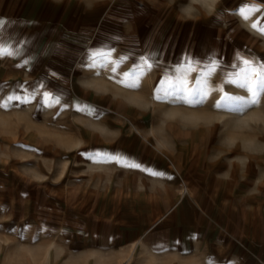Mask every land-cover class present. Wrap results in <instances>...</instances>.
<instances>
[{
	"label": "rangeland",
	"instance_id": "374dc122",
	"mask_svg": "<svg viewBox=\"0 0 264 264\" xmlns=\"http://www.w3.org/2000/svg\"><path fill=\"white\" fill-rule=\"evenodd\" d=\"M144 1L139 91L120 53L32 75L0 0V264H264V0Z\"/></svg>",
	"mask_w": 264,
	"mask_h": 264
},
{
	"label": "crops",
	"instance_id": "0c3cea01",
	"mask_svg": "<svg viewBox=\"0 0 264 264\" xmlns=\"http://www.w3.org/2000/svg\"><path fill=\"white\" fill-rule=\"evenodd\" d=\"M14 3L17 4L14 53L20 52L34 76L46 67L55 68L60 75H71L73 68L80 66L78 53L83 49L95 56L92 66L99 65V60L105 57L109 61L115 54H122V67L133 68L128 74L139 78V91L146 89L148 73H158L155 60L148 61L145 55L146 7L141 11L139 6L145 4L144 0H14ZM159 42L160 38L153 44L154 52ZM207 47L204 45L203 51L209 50ZM138 114L149 113L139 105ZM171 218L176 224H191L195 218L194 205L189 199L178 203ZM180 232L171 237L176 250L195 241Z\"/></svg>",
	"mask_w": 264,
	"mask_h": 264
},
{
	"label": "snow or ice",
	"instance_id": "6c2138e0",
	"mask_svg": "<svg viewBox=\"0 0 264 264\" xmlns=\"http://www.w3.org/2000/svg\"><path fill=\"white\" fill-rule=\"evenodd\" d=\"M3 28H4V24L2 21H0V31H2ZM7 47H9V46L6 45L3 41H0V55L4 54V50ZM258 75H260V74H258ZM261 83H262V85H264V76L261 77ZM251 95L253 98L250 100H244V99L238 98V97H225V106L228 107L230 110L242 111L244 108L248 107L249 105H254V104L258 103V101L256 99L257 91L255 89H252ZM217 107H220V105L217 104Z\"/></svg>",
	"mask_w": 264,
	"mask_h": 264
},
{
	"label": "built area",
	"instance_id": "2783aa9c",
	"mask_svg": "<svg viewBox=\"0 0 264 264\" xmlns=\"http://www.w3.org/2000/svg\"><path fill=\"white\" fill-rule=\"evenodd\" d=\"M47 75L48 78L54 81L55 83H58L61 80V75L55 71H49Z\"/></svg>",
	"mask_w": 264,
	"mask_h": 264
},
{
	"label": "bare ground",
	"instance_id": "6f19581e",
	"mask_svg": "<svg viewBox=\"0 0 264 264\" xmlns=\"http://www.w3.org/2000/svg\"><path fill=\"white\" fill-rule=\"evenodd\" d=\"M207 181V180H206ZM187 189V188H186ZM189 195L193 194L190 190L188 192ZM181 199V198H180ZM183 200V199H182ZM182 202V201H181Z\"/></svg>",
	"mask_w": 264,
	"mask_h": 264
}]
</instances>
